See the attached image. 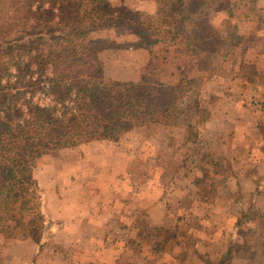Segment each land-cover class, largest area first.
<instances>
[{
	"label": "rangeland",
	"instance_id": "374dc122",
	"mask_svg": "<svg viewBox=\"0 0 264 264\" xmlns=\"http://www.w3.org/2000/svg\"><path fill=\"white\" fill-rule=\"evenodd\" d=\"M13 3L0 0V27L17 18ZM208 5L200 21L215 36L217 52L204 65L208 71L201 83L192 84L176 102L174 119L136 127L118 142L61 148L38 161L35 177L49 210L40 241L46 247L42 262L74 264L97 246L104 249L100 257L114 256L121 264H143L141 258L147 264H204L199 254L205 255V263H217L237 242L247 256L252 247L264 250V184L256 192L251 182H264V0H208ZM58 6L36 0L35 15L20 30L31 29L35 40L50 38L47 26L54 17L44 10L55 9L58 15ZM161 28L152 39H164L166 27ZM129 34L128 29H98L89 38L113 44L103 53L112 57L119 45L140 42ZM7 37L0 33V40ZM163 47L151 48L152 64L143 69L144 80L168 78L160 69ZM110 69L106 73L113 75ZM105 78L115 90L116 84L127 82ZM35 101L46 103L38 93ZM115 194L123 200L121 206L115 205ZM59 196L65 197L63 203L47 207L46 198ZM161 197L167 213L155 223L157 216L147 218L145 202L151 206ZM108 210L127 217H100ZM83 212L87 218H76ZM16 234H0V264H31L35 257L32 242ZM69 242L76 243L74 250L64 247ZM191 254L197 258H189ZM257 260L249 264H261Z\"/></svg>",
	"mask_w": 264,
	"mask_h": 264
},
{
	"label": "trees",
	"instance_id": "16d2710c",
	"mask_svg": "<svg viewBox=\"0 0 264 264\" xmlns=\"http://www.w3.org/2000/svg\"><path fill=\"white\" fill-rule=\"evenodd\" d=\"M35 1L14 0L17 18L0 27L9 34L0 40V233L40 243L48 216L34 178L38 161L61 148L118 142L136 127L169 123L176 102L201 83L208 71L204 65L217 49L215 36L200 21L208 0H157L154 15L107 0H49L51 8L59 4V14L44 12L58 21L52 18L47 26L50 38L36 40L31 29L20 30L35 15ZM161 26L164 39H152ZM98 29H128L140 41L133 46L149 52L163 45L160 69L168 78L109 87L101 54L113 44L89 38ZM37 93L50 103L36 102ZM231 258L229 248L225 258L207 264H228Z\"/></svg>",
	"mask_w": 264,
	"mask_h": 264
},
{
	"label": "crops",
	"instance_id": "0c3cea01",
	"mask_svg": "<svg viewBox=\"0 0 264 264\" xmlns=\"http://www.w3.org/2000/svg\"><path fill=\"white\" fill-rule=\"evenodd\" d=\"M109 1L113 5H124V6H126L127 8H129L131 10L140 11L141 13L148 14V15L149 14L150 15H154L157 12V10H158L157 0H109ZM132 37L136 38V36H134L133 34L130 33L128 38H132ZM103 53H107V52H103ZM103 53H102L101 57H102V60L104 62V74H105V77L106 76L107 77H116V78L121 79L122 81H127V82H129V81H134V82L140 81L145 75L144 72H143V75H142V71H143V69H146L147 64L150 61V52H149V50L147 48L134 47L133 45L130 46V47L126 46L124 48H119L118 50L115 51V53L112 55V57L104 56ZM127 57H130L132 59L128 60ZM126 58H127V63H125V59ZM111 67H112V70L114 72L113 75H115V76H113L112 74L106 73V72H109V70H111L110 69ZM106 68L108 69L107 71H106ZM134 71H135V73H134ZM90 143L103 144V143H109V142H107V140H96V141H91ZM86 144H88V143H86ZM97 144H95V145H97ZM35 171H36V168L34 169V178L37 181V178L35 177ZM251 182L254 185V188H255L254 191L259 192L263 188L264 182H260V184H259V182L255 181L254 179H251ZM37 183H38V181H37ZM38 185H39V183H38ZM252 196H253V194H252ZM115 197H116L115 205L118 204V202H121L119 204L121 206V204L123 203V200L119 199L117 194H115ZM64 199H65V197H63V196L62 197L59 196V197H56V198L55 197H53V198L52 197H48V198H46L47 207H48V205L52 204L53 202H57V203L61 202V203H63ZM164 201H165V198L161 197V198H159L158 201H155L156 204L151 205V206L149 205L150 202L146 201L145 202V208H146L147 218L149 217V219H150V218H153L154 216H157L156 218H158V220L156 221L154 219L155 223H161L162 221H159V220H162L163 216H164V213H165V216H166V213H167V212H165V207H166L165 204H166V202H164ZM93 202H94V200H93ZM157 202H158V204H157ZM124 204H126V203H124ZM127 204L129 205V202ZM142 207H143V205H142ZM158 207H159V210L157 211ZM48 211L49 210L47 209L46 213H48ZM117 211H119V210H113V211L112 210H108L109 214H105V215H102L100 217H103V218L104 217H106V218L116 217L117 219H120L122 217L121 215H123V213L119 211V213L117 214L116 213ZM111 212H113V213H111ZM69 213L70 212L66 211V215L69 214ZM66 215H65V217H66ZM85 215H87V214L85 212H83V213L80 214L79 217H76V218H81L83 220L84 218L88 217V216H85ZM125 215L126 214H124L123 217H125ZM245 215L247 216V213ZM57 217H59L58 213H57ZM62 217H63V215H62ZM126 217H127V215H126ZM261 217H264V214H262ZM91 219L94 220L93 216L91 217ZM162 224L164 225V223H162ZM239 224H240V222H237V225H236L237 228L239 227ZM158 225L161 226V224H158ZM122 227H123V225H122ZM74 231L76 233L75 229H74ZM74 231L68 232V233L75 234ZM54 233L55 234L57 233L56 229H55ZM0 234H2V233H0ZM51 236H52V234H51ZM27 240H30L32 243H29V244L31 246L34 245L33 249L35 248V254H34L35 257L32 258L31 264H48V263L42 262V260L45 259V256L43 255V253H44L43 250H45L46 247L42 248L41 247L42 243H36L32 239H27ZM233 241H236V240L233 238V239H231L230 243L234 245ZM237 243L238 244H235L236 247L235 246H230L229 247V248H232V258L228 262V264H249L252 260L256 261L257 259H259V260H257V262H260L261 264H264V254L261 253V251L264 252V250H259V249L255 248V247H252V248L249 249L250 250V254L247 256L245 254L246 252L245 251L242 252L243 249H240V247H241L240 243L241 242H237ZM75 246H76V243H75ZM75 246H73V242H69L68 244H64V247L66 249H69L70 251L74 250ZM138 247L142 248L143 245L141 244ZM263 247H264V245H263ZM48 248L51 249L50 247H48ZM103 250H104L103 246L102 247L101 246H97L95 248V250L92 251L90 256L83 255V258H79L77 260H74L73 263L74 264H121V261H119V258L117 260V258H114V256H111V257L107 256V258L100 257V253L102 255V251ZM204 256L205 255H203V257ZM90 257H93V258H90ZM199 257L201 258L200 260L204 264H207V263H205V259L202 257V255L199 254ZM97 258H98V260H97ZM189 258H192L194 260L197 257H195V256H193L191 254L189 256ZM53 259H56L58 261L59 257H54ZM249 260H250V262H249ZM59 261L62 264L64 259L59 260ZM89 261H94V262L91 263ZM141 261H142L143 264H147L148 263V260L146 258H141ZM132 263L136 264L134 262H132Z\"/></svg>",
	"mask_w": 264,
	"mask_h": 264
},
{
	"label": "built area",
	"instance_id": "2783aa9c",
	"mask_svg": "<svg viewBox=\"0 0 264 264\" xmlns=\"http://www.w3.org/2000/svg\"><path fill=\"white\" fill-rule=\"evenodd\" d=\"M42 97L46 100V104L50 103V98L49 97H45L44 95H42Z\"/></svg>",
	"mask_w": 264,
	"mask_h": 264
}]
</instances>
